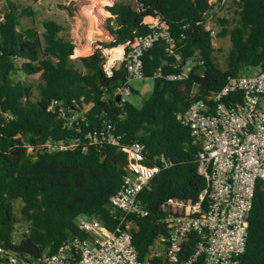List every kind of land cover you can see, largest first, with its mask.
Returning a JSON list of instances; mask_svg holds the SVG:
<instances>
[{"label":"trees","instance_id":"1","mask_svg":"<svg viewBox=\"0 0 264 264\" xmlns=\"http://www.w3.org/2000/svg\"><path fill=\"white\" fill-rule=\"evenodd\" d=\"M73 1V0H71ZM240 7L235 25L218 18L223 26L219 37L229 36L231 48L226 65L221 69L215 59L214 39L205 30L206 15L212 12L208 0H119L107 11V31L114 38L98 43L94 53L74 58L75 43L69 28L53 19L43 21V32L25 27L22 19L35 12L18 1L8 0L0 15V247L33 258L51 254L64 241L85 237L77 226L79 216L99 219L110 230L122 222L113 213L110 198L123 185L128 165L125 152L114 146L79 147L73 151L39 154L37 159L27 146H37L51 138L72 140L81 136L63 128L56 113L48 111L52 100L84 112V130L101 126L110 120L125 143L140 142L147 152L146 163L160 164L164 156L172 165L163 168L141 192L139 199L148 215L128 216L125 228L131 232L139 260L143 264H169L164 255H152L160 241L164 248L168 229L164 223L170 199L197 203L206 188L198 174L199 147L193 144L190 130L180 124L176 114L192 103L193 84L198 85V98L219 92L228 76L259 70L264 63V0H238ZM160 16L170 25L177 41L182 64L202 61L201 72L194 69L183 82L155 78L179 72L173 68L159 43L144 56V74L153 80V91L141 108L129 102L119 103L115 92L127 84L124 65L109 78L104 72L103 51L123 45L135 36L146 35L147 17ZM40 75L35 85L21 78ZM132 92L136 93L132 89ZM227 102H241V94H231ZM23 204L22 217L29 224L19 245L13 243L18 224L15 202ZM163 239V241H162ZM197 236L184 244L186 255L193 253ZM164 251V249H163ZM193 264H203V256ZM240 264H264V186L258 183L249 217V237Z\"/></svg>","mask_w":264,"mask_h":264},{"label":"built area","instance_id":"2","mask_svg":"<svg viewBox=\"0 0 264 264\" xmlns=\"http://www.w3.org/2000/svg\"><path fill=\"white\" fill-rule=\"evenodd\" d=\"M225 2L208 0L213 10L206 15L205 30L213 38L216 33L211 26L212 13ZM3 20L0 15V22ZM143 25L149 32L120 45L121 53H114L116 48L103 51V69L107 77L114 75L118 62L124 65L127 84L115 92L121 105L132 95L130 81L148 80L144 74V56L156 44L161 43L167 57L175 59L172 67L179 72L163 75L158 69L155 78L183 82L190 78L194 69L198 68L199 72L204 64L195 60L182 64L177 41L162 17H147ZM198 88L193 84L192 103L176 116L180 124L190 130L193 144L199 147L197 170L205 179L206 188L197 203L179 199L167 202L164 223L168 236L163 255L169 264H193L201 256L203 264H240L247 248L256 188L258 183L264 186V63L255 72L228 76L219 92L204 98H198ZM238 93L242 96L241 102L226 101L229 95ZM48 111L57 114L64 129L81 136L72 140L49 138L35 147L28 145L27 150L34 159L39 154L73 151L79 147L87 151L91 146L105 145L118 147L126 153L128 165L123 185L109 200L112 212L120 213L122 222L115 230H110L97 218L79 216L77 226L85 237L70 238L55 252L37 258L0 247V264H143L134 246L131 228L128 225L124 228L122 223L128 216L148 215L139 196L163 168L172 164L164 156L157 157L160 164H147L145 146L138 141L125 143L124 135L116 131L110 120L84 130L87 123L84 112L55 100ZM0 115L7 120L13 119L10 113L0 111ZM191 235L197 236V244L187 256L184 244Z\"/></svg>","mask_w":264,"mask_h":264},{"label":"rangeland","instance_id":"3","mask_svg":"<svg viewBox=\"0 0 264 264\" xmlns=\"http://www.w3.org/2000/svg\"><path fill=\"white\" fill-rule=\"evenodd\" d=\"M18 1L25 7H30L34 12V17H25L22 19V24L25 27H35L40 32H43V21L47 19H53L60 24L69 28L70 36L75 43L74 58L87 57L94 53L97 49L98 43H110L114 38L107 31V19L111 17V14L107 11V7L114 4L119 0H107L104 5L100 0H12ZM238 0H226L225 4L221 8H216L212 15V29L215 31L214 36V48L215 59L218 66L221 69L225 68L226 59L231 48V41L229 36L219 37V33L222 32L223 26L217 21L218 18L226 19L230 22V27L235 25L237 19V12L240 7L236 2ZM8 0H0V14L4 11ZM97 6V8H93ZM86 13V14H85ZM107 32L103 35L100 30ZM97 34V35H96ZM120 46L116 48L114 52H118ZM81 49V50H80ZM79 50L80 55H78ZM109 50V49H108ZM82 51V52H81ZM121 53V51H120ZM118 62V66L119 67ZM256 70H252L255 72ZM25 80L35 85L34 94L38 95L37 85L40 83V75L27 76L24 74H18L15 76L16 80ZM129 86L136 89V92H132V95L127 97L129 103L137 108L143 106L144 101L150 96L153 91V80L148 79L145 81L132 80L129 82ZM23 204L21 201L15 202V214L18 220L15 233L13 235V243L19 245L25 233L28 232L29 224L22 217ZM130 228L133 227L132 223H129ZM160 241H157L154 245L152 255L160 256L163 254Z\"/></svg>","mask_w":264,"mask_h":264},{"label":"bare ground","instance_id":"4","mask_svg":"<svg viewBox=\"0 0 264 264\" xmlns=\"http://www.w3.org/2000/svg\"><path fill=\"white\" fill-rule=\"evenodd\" d=\"M100 1H102V3H101L102 5H104L105 3H107V2H106L107 0H100ZM94 8H97V6H93V8H92L91 10H93ZM85 14H86V13H85ZM96 35H97V34H96ZM118 49H119V51H118V52H114V53H120L121 49H120V48H118ZM80 50H81V49H80ZM114 50H115V49H114ZM114 50H113V51H114ZM76 52H78V55H80V53H79L80 51H79V50H76ZM81 52H82V51H81Z\"/></svg>","mask_w":264,"mask_h":264},{"label":"water","instance_id":"5","mask_svg":"<svg viewBox=\"0 0 264 264\" xmlns=\"http://www.w3.org/2000/svg\"><path fill=\"white\" fill-rule=\"evenodd\" d=\"M100 30V29H99ZM100 32L103 34V35H107L105 33L107 32H103L102 30H100ZM122 67V63H119V67H117V70H119L120 68ZM199 72H201V69H199ZM117 101L119 102L120 101V97L118 96L117 97Z\"/></svg>","mask_w":264,"mask_h":264},{"label":"crops","instance_id":"6","mask_svg":"<svg viewBox=\"0 0 264 264\" xmlns=\"http://www.w3.org/2000/svg\"><path fill=\"white\" fill-rule=\"evenodd\" d=\"M133 89V88H132ZM133 90H135L136 91V89H133ZM136 93H138V92H136Z\"/></svg>","mask_w":264,"mask_h":264}]
</instances>
